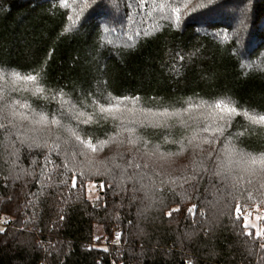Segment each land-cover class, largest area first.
Masks as SVG:
<instances>
[{
  "label": "trees",
  "instance_id": "1",
  "mask_svg": "<svg viewBox=\"0 0 264 264\" xmlns=\"http://www.w3.org/2000/svg\"><path fill=\"white\" fill-rule=\"evenodd\" d=\"M168 2L147 0L142 14L151 34L141 38L135 47H124L125 32L113 30L115 25L111 22L103 27L100 24L105 18L111 21L128 11L127 0H111L110 6L109 0H102L99 6L86 10L82 23L67 33V16L77 9L80 0H0V64L10 66L0 69V87L12 86L14 70L23 74L43 66L45 85L53 91L62 90L66 94L63 99L72 102L82 99L81 93L85 97L95 93L88 103L97 96L101 103H107L103 97L110 93L113 97L139 96L142 107L179 108L188 98L212 100L230 96L248 109L264 113V0H216L213 10L186 15L178 25L165 18L172 16L170 9L159 11V6ZM196 2L193 0L191 6ZM153 6L157 11L148 16ZM242 28L246 53L243 60L235 54L236 42L232 38V33ZM214 33L220 35L213 39ZM98 38L106 46L101 48ZM242 63L252 66L242 68ZM11 96L27 98L34 108L43 105L51 111L60 107L58 101L37 100L30 93ZM101 124L111 129V121ZM241 125L246 122L237 117L231 131H240ZM246 126L249 132L237 146L245 151L264 150V129ZM81 127L104 138L96 124ZM182 134L183 130L177 127L171 138L178 139ZM140 135L152 144L159 143L163 151L177 150L174 145L163 143L162 129L145 128ZM41 151L44 150H33L30 156L26 148L21 149V166L27 169L31 157L41 159ZM127 151V146L113 144L96 154L95 159L107 162L117 152ZM191 157L189 151L177 158V172L185 164L190 165ZM53 159L57 164L61 162L59 157ZM0 165V217H7L13 226L0 233V264H173L174 259H179L165 253L177 237L192 228L193 217L187 209L197 201L194 196L179 195L181 191H191L188 185L175 191L170 190V185L163 186L154 195L164 203L154 205L145 218L137 215L138 209L148 203L143 191H129L132 185L121 182L118 172L115 176H85L83 186L78 183L74 190L70 188L69 173L68 187L57 180L40 195L39 186L33 183L29 188L36 195L28 197L24 188L28 177L6 181L8 165L2 160ZM89 183L99 187V199L89 201ZM133 194L137 197L134 203L130 202ZM198 195L205 205H198L196 218L204 211L206 218L215 217L219 222L215 233L207 238L201 232V247L192 249L200 264H261L257 255H248V238L232 224L226 202L221 203L220 193L206 179L200 182ZM29 199L35 201V206ZM174 208L179 211L167 215ZM221 211L222 216L218 215ZM60 215H64L63 221L59 220ZM140 228L149 235L143 236ZM118 231L123 233L120 244L107 246ZM96 236L101 239H94ZM248 243L255 245L253 241ZM52 244L56 245L55 250L50 248ZM141 244L147 249L155 247L156 251H148L141 260L134 254ZM213 248L217 254L208 255Z\"/></svg>",
  "mask_w": 264,
  "mask_h": 264
},
{
  "label": "snow or ice",
  "instance_id": "2",
  "mask_svg": "<svg viewBox=\"0 0 264 264\" xmlns=\"http://www.w3.org/2000/svg\"><path fill=\"white\" fill-rule=\"evenodd\" d=\"M101 2L102 0H91V3L89 0H80L77 9L67 16L69 23L64 32L76 29L82 23L86 10L99 6ZM146 2L147 0H127L128 11L117 14L111 21L105 18L100 27L111 22L115 25L113 30L119 29L126 33L124 47H135L141 38H147L151 34L145 27L146 20L142 14ZM192 2L193 0H169L167 4L159 6V11L170 9L172 16L165 18L178 25L182 17L199 10L211 11L216 4V0H197L192 7ZM63 6L67 8L68 5L65 3ZM155 11L157 7L153 6L147 15L151 16ZM104 31L108 32L109 29L104 28ZM243 33V28L232 33L236 42L234 51L241 60L246 56L243 50ZM219 35L214 33L213 39ZM98 43L101 48L106 46L102 39L98 38ZM251 66L241 64L242 68ZM4 67L10 66L0 64V69ZM17 71L11 73V87H0V160L8 165V175L4 176L6 181L10 178L28 177L24 184V188L28 190L25 195L32 197L36 195L29 188L33 183L39 186L40 195H44V190L53 186L57 180L60 185L68 187L69 173L70 188L74 190L78 183L83 186L85 176H115L118 172L121 182L126 181L132 185L129 191H143L148 203L146 207L138 209L137 215L145 218L154 205L164 203L154 195L161 192L163 186L170 185V190L175 191L177 188L185 189V185H188L191 191L184 190L179 195L182 198L194 196L197 201L187 209L193 217L192 228L177 237L165 255L179 258L174 259L173 264H200L192 251L201 247L199 234L203 232L207 238L219 227L218 220L215 217L206 218L204 211L199 213V219L196 218L198 205H205V200L199 198L198 190L200 182L206 179L208 185L220 193L221 203L226 202L224 206L229 209L232 224L241 229L240 234L248 238L245 241L248 255H257L261 264H264V150L245 151L237 146L249 132L246 125L264 129V113L250 110L230 96L212 100L188 98L182 101L184 106L179 108L142 107L139 96L113 97L110 93L103 97L107 103H101L98 96L88 103L91 96H96L95 93L88 97L81 93L83 98L72 102L63 99L66 94L62 90L53 91L51 86L45 85L46 71L43 66L23 74H17ZM21 83L25 86L21 87ZM20 92L30 93L37 100L58 101L60 107L51 111L46 110L43 105L34 108L27 98H12L11 93ZM88 108L92 111L89 112ZM237 117H242L246 125L239 126L241 130L233 132L231 129ZM101 121H111V129L105 128ZM93 124L102 130L104 138H100L95 131L81 127ZM177 127L183 130V134L178 139H172L173 129ZM145 128L164 130L163 143L174 145L177 150L163 151L159 143L152 144L149 139L140 135V130ZM113 144L127 146V153L117 152L107 162H98L95 155ZM24 148L30 156L33 150H44L39 153L41 159L31 157V164L27 169L20 164V153ZM189 151L192 153L190 165L185 164L177 172V158ZM54 156L60 158L59 164L53 159ZM140 160L145 162L140 163ZM152 165L156 167L153 168ZM2 169L3 165H0V170ZM100 187L103 188L104 185ZM87 188L88 199L92 201L96 185L89 183ZM136 199L133 194L130 202L134 203ZM29 203L35 206L34 200L29 199ZM177 211L179 209L174 208L167 215L171 216ZM218 215L222 216L223 212ZM64 219V215L59 216L60 221ZM9 222L7 217H0V223L6 225ZM4 232L5 228L0 227V233ZM140 233L143 236L149 235L143 228H140ZM115 235L113 243L119 245L123 233L118 231ZM94 239L99 240L101 237L96 236ZM248 241L255 242V245ZM50 248L55 250L56 245L52 244ZM45 251L52 254L49 249ZM102 251L106 252L108 249L103 248ZM148 251L154 253L156 249H147L141 244L139 251L134 254L143 260ZM67 254L69 253H65ZM216 254L214 248L209 250L208 255Z\"/></svg>",
  "mask_w": 264,
  "mask_h": 264
},
{
  "label": "built area",
  "instance_id": "3",
  "mask_svg": "<svg viewBox=\"0 0 264 264\" xmlns=\"http://www.w3.org/2000/svg\"><path fill=\"white\" fill-rule=\"evenodd\" d=\"M0 227H3V228H13V226H11L9 223L8 224H3V223H0ZM116 233H113V236H112V238L110 239V241L106 244L107 246L108 245H113L114 243H113V241L115 240V238H116V235H115Z\"/></svg>",
  "mask_w": 264,
  "mask_h": 264
},
{
  "label": "rangeland",
  "instance_id": "4",
  "mask_svg": "<svg viewBox=\"0 0 264 264\" xmlns=\"http://www.w3.org/2000/svg\"><path fill=\"white\" fill-rule=\"evenodd\" d=\"M98 193H99V187L96 185V189L93 192V198H95Z\"/></svg>",
  "mask_w": 264,
  "mask_h": 264
}]
</instances>
